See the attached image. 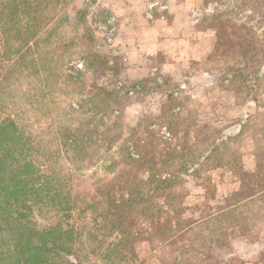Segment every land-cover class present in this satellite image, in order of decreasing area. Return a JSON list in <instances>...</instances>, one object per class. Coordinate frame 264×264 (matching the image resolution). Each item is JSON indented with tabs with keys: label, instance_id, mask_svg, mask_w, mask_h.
I'll list each match as a JSON object with an SVG mask.
<instances>
[{
	"label": "trees",
	"instance_id": "obj_1",
	"mask_svg": "<svg viewBox=\"0 0 264 264\" xmlns=\"http://www.w3.org/2000/svg\"><path fill=\"white\" fill-rule=\"evenodd\" d=\"M74 1L0 0V56L10 63L9 74L18 82L20 75H31L38 82L31 83L34 93L25 98V103L31 104L27 109L19 105L24 93L17 92L13 104H7L2 98L6 79L2 76L0 80V264H127L136 258V245L141 240L157 238L176 244L196 227L201 228L202 241H206L203 230L208 228L211 234L222 235L228 229L248 233L252 222L247 216L248 205L261 202L259 208L264 213V124L253 134L256 166L251 171L244 168L237 149L227 146L222 150L229 138L213 139L210 145L204 141L200 148L190 144L186 135L183 141L164 149L160 157L156 150L146 154L138 149L144 139L135 143L134 137H126L119 154L102 163L96 152L111 154L115 140L107 135L112 125H119L108 122L109 104L98 112L88 110L89 119L74 122L73 113L83 112V106L67 101L65 96L70 93L63 89L68 79L74 83L78 78L65 72L63 62L53 66L47 47L53 37H59L57 31L68 20L67 8ZM254 12L264 19V12ZM211 18L223 21L214 26L213 54L235 61L240 58L243 63L238 66L235 62L224 71L231 76L229 82L240 78L241 89L250 86L257 91L264 83V40L251 29L234 37L222 11L214 12ZM246 28L238 25L237 31ZM98 89L111 96L105 87ZM33 102L34 110L42 116L55 113L50 106L55 103L62 119L38 128L31 122ZM98 114L104 117V129L94 120ZM253 119L241 120L242 132ZM48 128L52 139L45 137ZM214 161L216 167L233 166L240 188L218 211H201L199 217H190L187 207L179 202L180 194L170 189L181 173L199 174L203 166ZM100 162L104 173L95 170L90 176L85 174ZM85 177L89 186L79 187ZM44 209L56 212L59 219L39 225L35 215ZM74 214L86 223L70 221Z\"/></svg>",
	"mask_w": 264,
	"mask_h": 264
},
{
	"label": "rangeland",
	"instance_id": "obj_2",
	"mask_svg": "<svg viewBox=\"0 0 264 264\" xmlns=\"http://www.w3.org/2000/svg\"><path fill=\"white\" fill-rule=\"evenodd\" d=\"M260 1L76 0L67 8L68 20L57 31L59 37H53L47 47L53 66L63 62L65 72L78 78L74 83L68 79L63 89L70 93L65 96L67 101L83 106V112L73 113L74 122L89 119L88 110L98 112L109 104L108 122L119 125V128L112 125L107 135L115 140L111 154L105 150L96 152L102 163L119 154L120 143L126 137H134L135 143L144 139L146 143L140 140L138 149L146 154L156 150L160 157L164 149L183 141L186 135L190 144L200 148L204 141L210 145L213 139L229 138L227 144L221 145L222 150L226 151L227 146L237 149L243 156L244 168L255 169L253 134L264 124V83L255 91L257 88L250 86L241 89L240 78L229 82L231 76L224 71L235 62L238 66L243 63L239 62L240 58L235 61L213 54L214 26L219 27L223 21L211 17L214 12L222 11L234 37L246 35L251 29L264 40V19L254 12H264V0ZM238 25L248 28L239 32ZM57 51L60 56L56 55ZM9 69H12L10 63L0 56V80L2 76L6 79V94H1L2 98L13 104V95L24 93L26 96L19 99V105L31 108L25 98L32 97L31 83L34 86L38 82L31 75H20L18 82ZM99 86L105 87L111 96L102 93ZM251 90L255 91L253 95ZM50 106L55 113L42 116L34 110L33 102L31 122L38 128L62 119V112L59 111L61 117L57 116L56 104ZM99 114L94 120L104 129V117ZM248 117L254 118L253 122L242 132L241 120ZM50 130L45 133L47 139L54 138ZM101 162L86 169L85 174L90 176L95 170L104 173ZM215 165V161L206 164L199 174L181 173L170 189L180 194L179 202L187 207L188 216L196 218L201 211H218L239 190L241 184L233 166ZM79 183L82 185L79 187H87L90 181L85 177ZM261 205V202L248 205L247 216L252 217L248 233L228 229L221 235L211 234L210 228L202 229L205 232L202 235L206 236V241H202L201 228L196 227L176 244L157 238L141 240L136 245V258L127 264H264ZM55 213L44 209L36 213L35 219L41 226L49 225L59 219ZM79 217L74 214L70 221L85 224V219Z\"/></svg>",
	"mask_w": 264,
	"mask_h": 264
},
{
	"label": "crops",
	"instance_id": "obj_3",
	"mask_svg": "<svg viewBox=\"0 0 264 264\" xmlns=\"http://www.w3.org/2000/svg\"><path fill=\"white\" fill-rule=\"evenodd\" d=\"M168 25L170 26V24H167V25L165 24L166 27H168ZM171 26H172V25H171ZM166 40H167V39H166ZM145 52H146V51H145ZM134 62H135V61H134ZM171 62H172V61H171ZM171 62H170V63H171ZM169 70H170V69H169Z\"/></svg>",
	"mask_w": 264,
	"mask_h": 264
}]
</instances>
